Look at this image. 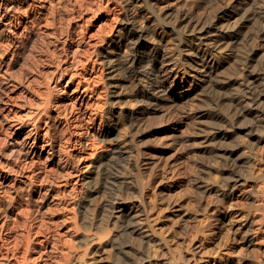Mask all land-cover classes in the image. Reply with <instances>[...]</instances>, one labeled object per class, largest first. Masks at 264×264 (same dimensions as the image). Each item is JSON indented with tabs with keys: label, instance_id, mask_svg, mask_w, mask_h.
I'll return each instance as SVG.
<instances>
[{
	"label": "bare ground",
	"instance_id": "obj_1",
	"mask_svg": "<svg viewBox=\"0 0 264 264\" xmlns=\"http://www.w3.org/2000/svg\"><path fill=\"white\" fill-rule=\"evenodd\" d=\"M155 1L66 0L55 14L59 25L47 30L42 24L45 13L36 0H0V189L11 185L15 175H24L27 181L22 182L28 187L46 180L50 168L45 173L40 159L49 161L59 169L58 192L62 197L73 195L68 218L80 233L79 248L86 251L89 243L109 237L114 229L110 238L116 245L113 264H196L202 259L204 245L192 241L200 235L206 237L207 231L213 230L210 226L220 219L219 209L212 208L200 235H194L189 247L179 254L169 251L165 237L156 234L150 224L149 213L155 203L146 200L144 190L151 180H162L163 140L168 137L134 148L140 138L135 129L149 114L171 108L186 91L179 75L190 87L209 95V104L205 99L208 113L196 115V123L208 121L200 127L209 143L204 146L215 154L213 159H219L215 204L225 207L232 196L243 202L251 197L255 191L251 179L256 178L251 156L264 139V0H228L225 5L219 0L221 4L213 10H200V0H191L199 6L193 8H156ZM112 5V17L120 18L100 38L82 36V25L76 28L72 22L85 10L91 9L94 15ZM140 18H146L147 23H139ZM155 29L169 38V49ZM95 63L103 69L91 85L83 71ZM101 80L108 99L102 107H93L94 88ZM120 124L125 133L127 130L123 144L115 134ZM240 133L246 136L244 151L240 144L224 146L229 137ZM96 142L104 147L83 169L85 158L80 152ZM114 161L121 171L101 184L102 168ZM145 167L151 171L144 182ZM100 191L106 196L98 201ZM259 191L264 194V186ZM32 192L38 194L37 200L46 195L43 189H35L28 197ZM169 208L171 202L166 201L163 210ZM19 212L27 220L31 208L25 205ZM142 227H147L149 234L142 233ZM39 238L28 222L20 233L13 232L8 223H0L1 264H71L76 260L70 259L73 246L69 244L57 259L50 257L49 252L55 249L54 242L50 245L51 234ZM151 244L156 251L154 261ZM165 252L169 258H164Z\"/></svg>",
	"mask_w": 264,
	"mask_h": 264
},
{
	"label": "rangeland",
	"instance_id": "obj_2",
	"mask_svg": "<svg viewBox=\"0 0 264 264\" xmlns=\"http://www.w3.org/2000/svg\"><path fill=\"white\" fill-rule=\"evenodd\" d=\"M38 1L39 0H36V4L39 5L40 3H38ZM218 1L219 0H217V2ZM199 2L200 10H213L221 3V5H225L228 0L219 1L221 3H217L216 0H213L212 4L210 3V0H205V2L200 0ZM65 4L66 0L42 1L39 6L42 7L41 9L45 13V16H42L43 28L47 30L57 28L59 21L55 14L60 12V10H62V6ZM164 5H170L173 7H180L183 5L185 7L192 8L194 6L199 7L196 4L193 5V1L191 0H156L154 2V6L156 8L165 7ZM210 6L213 7L211 8ZM51 8L54 9V15H51ZM113 8L114 6L112 5L111 8H104L96 12L94 15L91 14V9L85 10L79 17L77 16L73 19L72 22L76 25V28L78 25H82V36H89L91 39L100 38V34H106V32H109L111 27L117 22V19L120 18L119 16V18H113ZM140 21L142 23H147L146 18H140L138 22L140 23ZM150 23L151 22L149 21L148 24ZM155 32L162 39L167 49H169V38H167L166 35L160 31V29H155ZM74 39H77L76 35H74ZM101 68L102 67H100L99 64L95 63L92 65L89 64L83 71L85 72V77L89 78L91 85H93L92 83L95 79L94 76L99 75V72H101ZM178 81L184 82L186 91L182 93V95L180 94L181 96L175 102L177 103L176 106L174 103V107L171 106V108L173 107L172 109L167 106L168 109L163 108L155 113L149 114L145 117L146 120L145 118L143 119L145 122L147 119L148 121L146 123L142 121L140 124L142 126H138L139 128H137V130L135 129V136H140V138H138L137 142L134 143V148H142L144 145L145 147L154 145V143L157 144L158 141H162L165 137H168L163 140L164 142L166 141V146L164 150V157L162 159V165L164 163L165 164L164 167H162L166 169H162L164 173L162 180L161 177L156 180H151V183L146 185L144 190L146 193V200L150 199L155 203V207L150 210L149 213L152 229L156 232V234H161L165 237L166 243L168 244L167 246L170 247L169 251L171 253L173 252L174 254H179V252H183L189 247L192 241L191 239L194 235H200L201 231L199 229H202V227L206 224V222L205 224L203 223L206 221L208 212H210L212 208L214 209L216 207L219 209L221 216L219 219L220 221H216V225L213 224L214 227L210 226V228H213L214 230L211 231V233L213 232L212 235L208 230L207 232H209V236L206 235V237H204L198 235L199 238L197 240L194 239V242L192 241V243L196 246L199 243H203L202 245H204L202 250V259L201 261L196 262V264H264V194L259 191L264 186V139H261L258 147L254 149V155L252 154L251 156H254L252 159V161H254H251L253 163V170L251 169V171L254 174L253 176L257 178L253 180L251 179V181H254L252 190H255H253L254 193H250L251 197L246 199V202H243L232 196L230 199L231 203L229 200V204L225 207L220 204L219 206L215 204L214 202L216 201L217 196H215V194H217L215 188L218 187L216 180L218 179V183L220 180V177L218 178V176H220V167L218 163L219 159L218 157L217 159L215 158L216 162L215 159H213L215 154L210 151L209 147L204 146L206 143H209L204 141L206 133L205 129L204 131H202V129L208 121H205L204 124L196 123V115L198 116V114H201L202 112L208 113L206 105L210 102L208 100L209 95H207V92L205 91L204 94L202 93L203 91H198L190 87L189 84L185 82L182 75L178 76ZM104 87L105 86L102 80L101 82L99 81L98 85L96 83V89L93 87L94 91H96L93 92V107H102L105 102L104 100L108 99V95L106 96L108 89L106 87L105 89ZM74 89L75 85L73 84L71 86V90ZM71 99L70 101L72 102L73 100ZM201 99H203V101ZM199 103L202 106H200ZM130 105H132V102H130ZM119 106L121 107V104ZM173 110L175 112H172ZM166 111H168V114H166ZM162 115H164V117ZM190 117L194 121L193 123L191 122L192 120ZM200 127H202V129ZM140 128L143 133L139 132ZM117 130L119 134L117 132L115 134H117L120 138L119 143L123 144L122 141L124 140V137L127 136V130L125 133L122 124L117 126ZM198 130L199 132L202 131L203 134L201 132L197 135ZM138 132L140 134H138ZM163 132H166L168 135ZM240 134H236L238 138L235 135L229 137L226 140L227 142L225 141L223 143L224 146L231 148L232 144H240L242 145L241 150L244 151V137L246 136L242 133V137ZM169 136L171 137L169 138ZM155 137L156 139L159 137V139L156 140L154 139ZM151 142L154 143L152 144ZM227 143L230 145H227ZM102 146L104 147V144H97L96 142V144L90 145L88 148L84 149L83 152H80L84 153L82 155L85 158L83 161L84 163L82 164L83 169L90 165L92 159H95V154L103 148ZM210 154L212 155L210 156ZM0 158L3 159V155H1V153ZM209 158L212 161L209 160ZM40 160L43 162H41L40 166L43 168L42 170L45 171V173L46 170L50 168V170H47L49 172H47L48 175L46 180L35 182L31 185V187H28L26 183L22 182L27 181V179L24 178V175H15V179L12 181L13 183L11 185L0 189V223H8L10 227H12L13 232L20 233L24 232L26 223L28 222V225L31 226L32 233L37 237H40L39 239H41L44 234H51L52 238L50 245L54 242L55 249L52 252H49V254L50 257L54 259H57L61 255L62 252L60 250L64 248L63 246L69 244L73 246V253L70 255V259H76L72 260V263L74 264H113V252L116 245H112L110 238H113L115 233L114 229L109 237L103 238L100 241L89 243L86 246L87 250L82 251L83 247L81 246V248H79L80 233L79 231H75L71 218H68L71 215L69 203L73 200V195H65L64 197L61 196L58 192L59 187H57L58 181L60 180L59 174H57L59 172L58 167L49 165V163H47L49 161H46L42 157ZM215 167L219 170H216ZM150 168L148 169V167H145L144 169L143 173L146 174H143V177L146 176V179H142L144 182L145 180L147 181V178L149 177ZM118 171H121V167L119 164H116L115 161L104 166L100 177L101 184L106 181L107 177ZM10 175L14 177V175ZM193 178L195 179L191 181ZM194 182L200 184L199 186L197 185L198 189H195L197 186ZM255 182H257L258 185H256L257 183L255 184ZM73 183L74 181L72 184ZM160 186L163 189L162 191L161 188H159ZM254 186H256V189ZM35 189L36 192L39 189H43L46 195L41 196V199L37 200L38 194L32 192L30 193V197H28L29 192ZM69 189L70 187L67 188V191H69ZM201 190L203 195L201 194ZM153 191L156 192L157 195ZM105 193L110 192L106 190ZM103 194L104 193L101 191L99 192L96 197L98 201L104 199L106 194ZM11 197L13 198L11 199ZM166 201L171 202L172 208L163 210L166 206ZM25 205H29L31 208L30 217L27 218V220L25 219L26 217L19 212V209ZM139 217L140 220L143 221V217ZM142 224L145 225L143 222ZM146 228L147 227H142L140 231L144 234H149L147 233ZM150 248V253L152 254L151 261H154L156 258L154 257L156 251L152 244ZM48 249L50 250V248ZM169 257V252H165L164 258ZM2 261L3 256L0 254V264Z\"/></svg>",
	"mask_w": 264,
	"mask_h": 264
}]
</instances>
